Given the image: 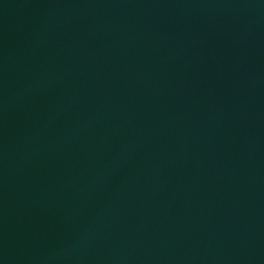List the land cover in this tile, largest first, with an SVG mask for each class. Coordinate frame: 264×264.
I'll use <instances>...</instances> for the list:
<instances>
[{"label": "water", "instance_id": "95a60500", "mask_svg": "<svg viewBox=\"0 0 264 264\" xmlns=\"http://www.w3.org/2000/svg\"><path fill=\"white\" fill-rule=\"evenodd\" d=\"M0 264H264V0H0Z\"/></svg>", "mask_w": 264, "mask_h": 264}]
</instances>
